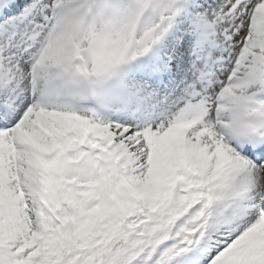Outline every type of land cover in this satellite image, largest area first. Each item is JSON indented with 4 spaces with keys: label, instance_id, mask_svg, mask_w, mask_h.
Wrapping results in <instances>:
<instances>
[{
    "label": "snow or ice",
    "instance_id": "snow-or-ice-1",
    "mask_svg": "<svg viewBox=\"0 0 264 264\" xmlns=\"http://www.w3.org/2000/svg\"><path fill=\"white\" fill-rule=\"evenodd\" d=\"M0 264H264V0H0Z\"/></svg>",
    "mask_w": 264,
    "mask_h": 264
}]
</instances>
